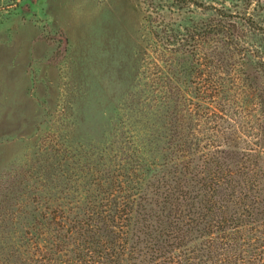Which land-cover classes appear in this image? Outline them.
I'll use <instances>...</instances> for the list:
<instances>
[{"label": "rangeland", "instance_id": "obj_1", "mask_svg": "<svg viewBox=\"0 0 264 264\" xmlns=\"http://www.w3.org/2000/svg\"><path fill=\"white\" fill-rule=\"evenodd\" d=\"M220 21L240 37L246 67L220 38L186 63L174 53L183 49L180 38ZM263 52L264 0H0V264H86L82 257L92 251L118 264L125 239H117L119 225L132 233L133 195L144 196L145 181L153 182L146 161L169 167L180 159L169 146V116L180 117L182 108L161 101L188 100L192 114H203L201 100L222 97L212 84L231 88L224 95L232 100L243 95L242 109L230 110L243 117L238 145L213 137L207 121L196 119L191 133L205 147L261 151L260 159L239 156L246 167L240 174L264 189V114L257 106L264 67L256 58ZM192 162L193 175L207 184L214 173ZM244 202L225 209L240 217L229 232L237 248L220 250L215 233L181 250L173 264H264V190L254 204ZM154 234L157 244L166 240ZM133 241L143 264H170L145 254L151 241Z\"/></svg>", "mask_w": 264, "mask_h": 264}, {"label": "trees", "instance_id": "obj_2", "mask_svg": "<svg viewBox=\"0 0 264 264\" xmlns=\"http://www.w3.org/2000/svg\"><path fill=\"white\" fill-rule=\"evenodd\" d=\"M221 18L226 20L224 19L226 18L224 13H222ZM248 24L250 28L258 31L251 25L253 23ZM216 38H220L219 42L225 45L229 56L233 54V56L235 55V57L240 59L241 67L247 66L246 62H250V57L243 53L240 37L229 29L225 21H220V25H207L196 37L180 38L176 43L181 45L183 49L174 53L180 55L181 61L186 63L188 55L196 57L197 53L200 52L201 46L203 47L207 42ZM159 41L162 42V47L167 53L164 41ZM256 58L259 64L264 67V52L258 54ZM223 75L224 73L220 75V81H224L222 79ZM226 76H230V74H226ZM225 89L228 90L225 91ZM210 90L213 93L220 91L222 97L220 100H217L214 96L201 100V102L204 101L202 103L207 111L203 114H192L188 106L190 102L188 100H179L180 104L176 101L179 98L176 97L169 99V101H161L162 106L167 107L168 102H172L177 109L180 105V108H182L180 117L176 118L178 114L173 117L169 116L171 118L169 119L171 122L169 146L172 151L174 149L176 153H179L178 156L180 157L176 158V160L180 158V161L174 162L169 167L163 163L164 160L158 163H148V160L146 161L147 176L153 182L149 184L145 181L144 196L133 195L138 196V199L133 201L132 212L134 220L129 219V222H133L131 225H126V228L131 226L132 233L124 231V227L119 225L120 234L117 239L121 240L124 237L125 239L123 246H121V252L118 253L119 261L115 258V263L137 264L136 262H138L143 264L145 262L144 256H141L142 249L137 247L138 241H133L134 238L140 235L151 241V245H153V248L145 252L146 255L161 254L156 258H164L170 264L174 263L173 256H176L181 250L188 249L194 241L209 237L215 233L221 235L220 250H225L230 254L233 247L237 248L235 246L237 239L232 237L229 232H235L240 226L238 223L240 217L237 216L236 211L232 210L231 212L234 213L230 215L225 209L229 204L233 207H238V203H245L244 201L246 199L250 200V198H252L254 204L256 195L259 194L261 196L263 193L262 184L261 186L259 184L253 185L252 181L248 183V180L245 179L246 173L243 171L240 174V169L244 170L246 167L239 160V156L244 155L260 159L262 153L258 149H242L228 143H222L220 146L215 147H205L201 145L199 137L192 135L191 125L196 119L200 123L207 121L208 125L212 126L210 130L213 137L220 135V139L226 138L230 140V143L234 142L232 144L238 145L236 136L238 138L241 137L243 117L241 114L231 117L230 110L234 107L237 111L242 109L240 98L241 96L243 99L242 93L240 92L238 95L236 92L232 100L230 95H224L229 93L228 91L231 88L225 87L222 83L220 86L212 84ZM257 106L259 111L261 110V114H264V100L259 99ZM262 119L264 121V117ZM193 160L202 162L204 168L207 166L209 174L214 173L212 177L210 176V181L207 184L203 183L202 180L196 179L197 177L193 175L190 169ZM252 168L251 171H254L257 166L252 164ZM234 199L236 202H233ZM250 217L251 213L247 211V218ZM117 218L120 219L122 217L119 216ZM245 223L244 226L249 225L248 222ZM154 233L156 235L157 233L161 234L160 238H166V240L157 244ZM246 243L248 244L249 242ZM241 246L244 245L241 244ZM136 251H139L137 259L133 257ZM92 252L90 257L87 254V257H82L88 260L86 264H105L100 260L102 259L101 253ZM113 254L110 255V259L115 256V253ZM106 256L108 258V255ZM61 262L63 264L67 261L64 262L63 260ZM180 262L179 260L176 263L179 264Z\"/></svg>", "mask_w": 264, "mask_h": 264}]
</instances>
